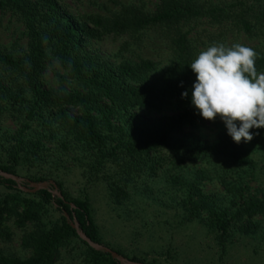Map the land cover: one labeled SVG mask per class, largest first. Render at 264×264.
<instances>
[{"label": "trees", "instance_id": "obj_1", "mask_svg": "<svg viewBox=\"0 0 264 264\" xmlns=\"http://www.w3.org/2000/svg\"><path fill=\"white\" fill-rule=\"evenodd\" d=\"M6 14L22 25L26 50L15 57L0 49V119L8 116L18 125L10 133L0 127V171L17 176L21 166L39 160L45 141H55L72 152L87 183L102 179L118 202L145 172L174 171L170 182L180 192L185 218L207 214L223 250L236 231L255 230L251 218L264 216V201L250 192V183L264 171V157L235 143L227 130L209 143L184 129L205 121L191 103L196 75L190 64L202 47L254 40L244 46L257 52L255 66L264 73V0H155L151 10L131 3L78 14L62 0H0V24ZM149 32L169 55L157 77H152L150 59L115 62L89 50L92 41L105 39L141 43ZM50 60L65 71L57 86L45 78ZM66 78L80 87L64 85ZM185 91L188 96L182 98ZM165 105L171 113L153 120L135 112ZM187 167L190 172L182 173ZM206 180L215 181L224 197L205 194ZM54 183L60 196L47 189L26 193L13 179L0 176V185L11 190L0 198V235L8 237L4 223L10 218L19 228L31 226L21 237L29 256L0 253V264H55L59 248L72 238L85 246L82 264H121L90 247L72 225L77 222L91 241L101 243L88 195L69 197L59 181ZM55 211L58 216L43 220Z\"/></svg>", "mask_w": 264, "mask_h": 264}, {"label": "rangeland", "instance_id": "obj_2", "mask_svg": "<svg viewBox=\"0 0 264 264\" xmlns=\"http://www.w3.org/2000/svg\"><path fill=\"white\" fill-rule=\"evenodd\" d=\"M73 14L84 12L104 13L118 8L121 4L144 5L153 9L155 0H62ZM127 38L92 41L89 50L97 52L111 61L136 62L139 58L152 60V77H157L167 66L169 55L163 42L153 32H149L141 43L124 45ZM243 45H252L254 40H242ZM208 47H202L204 51ZM0 49L15 57L26 50V38L22 25L8 14L1 17ZM65 71L56 60H50L45 71L49 85L57 86L60 75ZM63 84L70 88H79L78 82L67 79ZM171 106L139 108L135 112L144 119H157L171 113ZM17 124L8 116L0 119L2 132H12ZM221 130H227L225 123L217 117L213 121L205 120L201 124L186 126L185 132H193L209 143L218 140ZM253 139L241 141L256 158L264 157V128L250 129ZM46 150L34 165L21 166L17 177L33 181L45 177L44 181H59L63 191L69 197H83L86 193L90 201L91 215L98 231L99 244L118 252L127 259L142 260L145 264H264V216L256 214L251 218L255 230L247 234L236 231L235 237L226 248L220 246L218 232L208 227L207 214L195 219L185 218L179 201L180 192L172 188L170 178L174 171L162 168L157 175L145 172L141 178L131 183L127 189V198L116 201L110 196L106 184L97 178L86 182L82 169L76 164L71 151L60 148L55 141L44 142ZM191 168L183 169L182 173ZM190 172V171H189ZM37 182V181H34ZM250 192L264 201V171L259 173L257 181L250 183ZM258 186V191L256 190ZM202 191L211 196L224 197L215 181H204ZM11 192L0 185V198ZM26 192V191H24ZM33 193V192H26ZM53 195V194H52ZM58 216V211L46 213L44 221ZM8 237L0 235V253L26 258L30 250L21 246L24 231L31 226L19 228L8 219L4 223ZM85 246L72 238L59 248L55 264H82Z\"/></svg>", "mask_w": 264, "mask_h": 264}, {"label": "clouds", "instance_id": "obj_3", "mask_svg": "<svg viewBox=\"0 0 264 264\" xmlns=\"http://www.w3.org/2000/svg\"><path fill=\"white\" fill-rule=\"evenodd\" d=\"M257 56L240 43H213L190 64L196 75L192 105L205 120L219 117L237 144L253 139L250 129L264 128V73L257 72Z\"/></svg>", "mask_w": 264, "mask_h": 264}, {"label": "water", "instance_id": "obj_4", "mask_svg": "<svg viewBox=\"0 0 264 264\" xmlns=\"http://www.w3.org/2000/svg\"><path fill=\"white\" fill-rule=\"evenodd\" d=\"M0 176H3L5 178L13 179L18 184V187L20 189H22L23 191L35 192L37 190L47 189L53 195L60 196V192L57 190V188L55 186V183L53 181H37V182H34V181L27 180L26 181L27 182V186H23L21 183H23L24 180L22 178L17 177L16 175L0 171ZM51 186L53 187V189L50 188ZM72 225L75 228L78 237L80 239H82L83 241H85L90 247H92V248H94L96 250H99V251H104V252L109 253L114 259L119 261L121 264H145V263H142V262L131 261V260L123 257L122 255L118 254L116 251H113V250H111L110 248H108V247H106L104 245H101L99 243H95V242L91 241V239H89L83 233V231L79 228L77 222H75Z\"/></svg>", "mask_w": 264, "mask_h": 264}]
</instances>
